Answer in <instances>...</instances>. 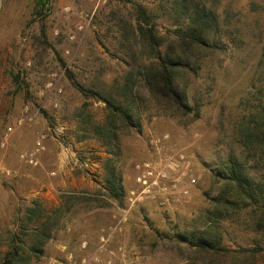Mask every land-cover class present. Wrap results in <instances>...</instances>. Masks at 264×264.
Returning a JSON list of instances; mask_svg holds the SVG:
<instances>
[{
  "label": "rangeland",
  "instance_id": "374dc122",
  "mask_svg": "<svg viewBox=\"0 0 264 264\" xmlns=\"http://www.w3.org/2000/svg\"><path fill=\"white\" fill-rule=\"evenodd\" d=\"M48 7L42 17L36 0H0V260L12 235L28 245L21 226L36 202L63 215L30 264H211L183 240L209 223L226 249L216 264H264L254 204L234 197L223 178L235 161L251 177L264 175V162L254 160L263 154L240 135L264 100V0H217L215 48L181 82L187 113L164 114L141 90L138 126L118 135L117 198L104 179L110 154L93 131L107 109L90 91L122 101L126 74L149 58L132 33L147 19L168 40L185 21L182 9L175 0ZM146 162L167 172L164 189L143 193L137 177ZM65 196H74L68 208Z\"/></svg>",
  "mask_w": 264,
  "mask_h": 264
},
{
  "label": "trees",
  "instance_id": "16d2710c",
  "mask_svg": "<svg viewBox=\"0 0 264 264\" xmlns=\"http://www.w3.org/2000/svg\"><path fill=\"white\" fill-rule=\"evenodd\" d=\"M50 0H36L37 13L45 16ZM182 9L184 22L173 29V36L164 40L153 26L138 25L134 38L143 42V48L148 52V59L136 66V71H129L120 86L118 94L123 100H116L112 95L100 97L107 109L105 121L93 127L97 138L110 154L103 166L104 179L107 183V194L119 197L121 191L120 177L116 171L119 156L118 135L138 126L137 103L141 99V90L146 89L156 110L170 115L187 113L190 106L186 94L180 90L181 82L187 75H194L200 61L211 54L215 44L213 32L217 29L216 16L213 7L217 0H175ZM145 15V12H142ZM260 63H264V42L261 50ZM17 81V78H16ZM241 138L247 147L260 151L263 157L256 158L255 166L264 162V100L243 121L240 128ZM228 174L223 176L227 187H232L233 196L240 201L245 198L254 204V227L264 230V175L260 178L251 177L237 161L227 166ZM74 196H65V206L68 208ZM229 202L228 200H224ZM63 215L56 209L52 213L45 212L36 202L24 213L25 225L22 233L29 231V243H21L18 235H12L9 248L0 260V264H30L32 259L43 254L46 242L51 238ZM31 224V229L27 225ZM216 224H208L198 237H192L187 242L196 254L209 257L211 264L220 263L226 257V249L220 245ZM219 228V227H218Z\"/></svg>",
  "mask_w": 264,
  "mask_h": 264
},
{
  "label": "built area",
  "instance_id": "2783aa9c",
  "mask_svg": "<svg viewBox=\"0 0 264 264\" xmlns=\"http://www.w3.org/2000/svg\"><path fill=\"white\" fill-rule=\"evenodd\" d=\"M57 92H61L60 89ZM11 129V128H9ZM36 146L40 144V141H36ZM35 150L26 154L27 161L32 163L35 159ZM168 174L164 170H159L154 168L150 163H143L141 166V172L137 177V181L142 185L144 191L143 193L150 194L151 190L154 188L164 189L161 187L162 183L168 180Z\"/></svg>",
  "mask_w": 264,
  "mask_h": 264
},
{
  "label": "water",
  "instance_id": "95a60500",
  "mask_svg": "<svg viewBox=\"0 0 264 264\" xmlns=\"http://www.w3.org/2000/svg\"><path fill=\"white\" fill-rule=\"evenodd\" d=\"M142 23L147 26L149 24V21L147 19H144Z\"/></svg>",
  "mask_w": 264,
  "mask_h": 264
}]
</instances>
